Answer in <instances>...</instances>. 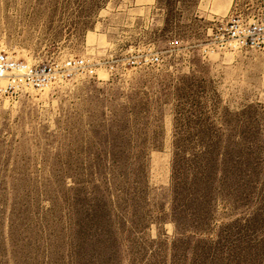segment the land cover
<instances>
[{
    "label": "rangeland",
    "instance_id": "rangeland-1",
    "mask_svg": "<svg viewBox=\"0 0 264 264\" xmlns=\"http://www.w3.org/2000/svg\"><path fill=\"white\" fill-rule=\"evenodd\" d=\"M232 15L264 0H0V52L95 72L0 96V264H264V48L219 47Z\"/></svg>",
    "mask_w": 264,
    "mask_h": 264
},
{
    "label": "built area",
    "instance_id": "built-area-1",
    "mask_svg": "<svg viewBox=\"0 0 264 264\" xmlns=\"http://www.w3.org/2000/svg\"><path fill=\"white\" fill-rule=\"evenodd\" d=\"M217 44L231 50L264 48V27L246 25L237 15L221 21L217 28ZM159 55L143 56L129 65L143 70L160 66ZM84 58H66L55 61H29L18 58L13 52H0V96L9 98L29 92L45 94L94 75Z\"/></svg>",
    "mask_w": 264,
    "mask_h": 264
}]
</instances>
